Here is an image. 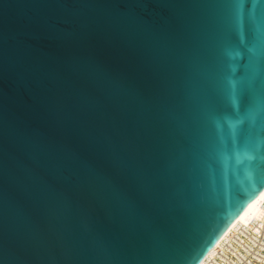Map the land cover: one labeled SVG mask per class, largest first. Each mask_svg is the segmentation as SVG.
Returning <instances> with one entry per match:
<instances>
[{"label": "water", "instance_id": "95a60500", "mask_svg": "<svg viewBox=\"0 0 264 264\" xmlns=\"http://www.w3.org/2000/svg\"><path fill=\"white\" fill-rule=\"evenodd\" d=\"M0 0V264H197L264 188V0Z\"/></svg>", "mask_w": 264, "mask_h": 264}, {"label": "bare ground", "instance_id": "6f19581e", "mask_svg": "<svg viewBox=\"0 0 264 264\" xmlns=\"http://www.w3.org/2000/svg\"><path fill=\"white\" fill-rule=\"evenodd\" d=\"M257 236L264 237V188L225 226L197 264H202L209 256H213L215 253L220 257L227 250L237 254L239 250L236 246L249 251L251 245L257 244ZM243 237L249 243L244 244L246 240ZM259 246L264 248V245ZM237 257L241 260L244 256L241 254V256L237 255ZM254 257L264 262V258L260 255L254 254ZM248 262L251 264L250 260Z\"/></svg>", "mask_w": 264, "mask_h": 264}, {"label": "built area", "instance_id": "2783aa9c", "mask_svg": "<svg viewBox=\"0 0 264 264\" xmlns=\"http://www.w3.org/2000/svg\"><path fill=\"white\" fill-rule=\"evenodd\" d=\"M244 238V237H243ZM246 241L245 243H249V241L244 238ZM257 244L251 245L249 251L243 249L240 246H236L239 250L237 254H234L232 251L227 250L222 257L218 256L217 253H215L213 256H209L202 264H249L248 260L251 261V264H264V262H261L259 259H256L254 257V254L260 255L262 258H264V248H260L259 245H264V237L263 236H257ZM236 245V244H235ZM243 254L244 257L238 259V256H241ZM221 255V254H220Z\"/></svg>", "mask_w": 264, "mask_h": 264}, {"label": "snow or ice", "instance_id": "6c2138e0", "mask_svg": "<svg viewBox=\"0 0 264 264\" xmlns=\"http://www.w3.org/2000/svg\"><path fill=\"white\" fill-rule=\"evenodd\" d=\"M236 7L243 9L244 7V0H239V3L236 5Z\"/></svg>", "mask_w": 264, "mask_h": 264}]
</instances>
